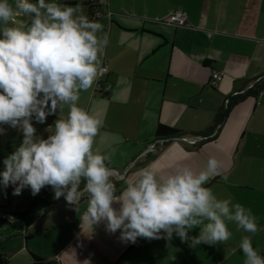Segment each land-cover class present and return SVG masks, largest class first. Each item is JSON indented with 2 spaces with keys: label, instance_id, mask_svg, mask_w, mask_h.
Returning a JSON list of instances; mask_svg holds the SVG:
<instances>
[{
  "label": "crops",
  "instance_id": "0c3cea01",
  "mask_svg": "<svg viewBox=\"0 0 264 264\" xmlns=\"http://www.w3.org/2000/svg\"><path fill=\"white\" fill-rule=\"evenodd\" d=\"M83 6L87 15L89 7ZM103 7L98 35H108L101 63L108 72L101 84L98 77L81 92L78 106L101 121L94 147L111 155L115 195L151 163L164 168L183 158L199 172L215 157L220 175L206 186L219 199L231 197L251 209L258 231L246 233L229 223V240L195 247L175 233L170 240L123 242L119 231H107L106 222L92 229L82 225L89 198L82 178L77 206L63 196L54 198L52 188L35 196L28 188L20 195L9 190L12 195L0 200V208L25 203L27 235L0 222V264H244L239 243L245 235L264 255V93L245 91L264 75V0H106ZM177 9L191 25L161 20ZM214 70L223 77L212 86ZM107 81L112 84L108 90ZM67 112L65 107V117ZM59 115L48 116L46 124L33 121L36 136L47 138ZM158 122L181 132L146 150L158 139Z\"/></svg>",
  "mask_w": 264,
  "mask_h": 264
},
{
  "label": "clouds",
  "instance_id": "9594fccd",
  "mask_svg": "<svg viewBox=\"0 0 264 264\" xmlns=\"http://www.w3.org/2000/svg\"><path fill=\"white\" fill-rule=\"evenodd\" d=\"M24 15L25 22L16 23ZM90 20L82 3L57 0H0V125L22 132L20 145L3 160L0 186L13 187V195L28 188L33 196L51 186L54 198L64 197L77 206L82 178L89 194L81 223L90 229L106 222L110 233L123 242L138 238L171 239L195 247L229 240L237 230L255 234L257 218L251 209L219 199L206 185L220 175L221 162L209 158L207 168L195 172L175 160L164 168L151 163L137 179L126 183L119 196L111 180V155L94 147L101 121L78 106L80 94L89 90L101 72L108 35ZM68 106L66 117L64 106ZM60 115L47 138L36 136L33 121L46 124ZM5 129L0 127V136ZM167 171V175H162ZM225 180L227 177H223ZM197 235H190L195 229ZM244 264H264L252 237L241 238Z\"/></svg>",
  "mask_w": 264,
  "mask_h": 264
},
{
  "label": "built area",
  "instance_id": "2783aa9c",
  "mask_svg": "<svg viewBox=\"0 0 264 264\" xmlns=\"http://www.w3.org/2000/svg\"><path fill=\"white\" fill-rule=\"evenodd\" d=\"M96 3L98 4L96 7V17L99 19L104 14V7L103 5L106 3V0H96ZM161 20L177 24V25H191L190 21L187 18V15L181 10H173L170 11L168 14H166L164 17L161 18ZM108 72V67L105 64L101 65V72L99 74V80L101 84V80L103 75ZM223 77V73L219 70H214L212 72V76L210 78L209 84L212 86L217 85L219 80ZM261 82V83H260ZM104 88L106 90L110 89L112 84L110 82H105ZM250 91V93L254 92L255 95L260 96L262 93H264V75H260L256 77L251 83L248 85V88L245 91ZM177 138H186L192 141H196L198 139H201V137H193V136H183V135H175ZM172 136H166V137H159L155 142L150 143L146 150L154 149L156 148L157 142H163L164 140L171 138ZM112 170V169H111ZM81 192V191H80ZM26 210V204L16 205L12 207H7L5 209L1 210L0 218L6 219L9 221H15L16 216L18 212H22ZM21 233L26 236L27 235V229L22 228Z\"/></svg>",
  "mask_w": 264,
  "mask_h": 264
},
{
  "label": "rangeland",
  "instance_id": "374dc122",
  "mask_svg": "<svg viewBox=\"0 0 264 264\" xmlns=\"http://www.w3.org/2000/svg\"><path fill=\"white\" fill-rule=\"evenodd\" d=\"M11 2V0H10ZM48 2H53V0H48ZM57 2H59L57 0ZM60 3V2H59ZM29 20L30 21V17L27 18L24 15H20L16 18V23H22ZM81 99L79 100V104H80ZM68 107L67 105L64 106ZM0 127H3L5 129V134L0 136V171H3V160L4 158H6L9 154H11L22 142V132H19L17 129H13L11 127H9L8 125H0ZM51 187L46 186L44 188H42V192L49 190ZM3 190V191H2ZM9 190L13 191V187L9 186L7 189H0V200H2L4 197H6L7 194H9L10 196L12 195V192L9 193ZM1 210L2 208H0V214H1Z\"/></svg>",
  "mask_w": 264,
  "mask_h": 264
},
{
  "label": "trees",
  "instance_id": "16d2710c",
  "mask_svg": "<svg viewBox=\"0 0 264 264\" xmlns=\"http://www.w3.org/2000/svg\"><path fill=\"white\" fill-rule=\"evenodd\" d=\"M67 3H69V4H77V3L87 4L89 7L88 14H87L88 18L90 20L98 22V18L96 17V7L98 4L96 3V0H89V1L69 0V1H67ZM104 94H107V93H104ZM180 132H181L180 129H178L176 127L165 124L163 122H158L156 130H155V136L158 138L159 137H166V136H172L174 134H178ZM28 212H29V208L26 206L25 211L17 213L15 221H9V220L0 218V222L9 224L10 226H12L16 229L21 230L23 228L24 223H25ZM2 262H3V260H2Z\"/></svg>",
  "mask_w": 264,
  "mask_h": 264
}]
</instances>
